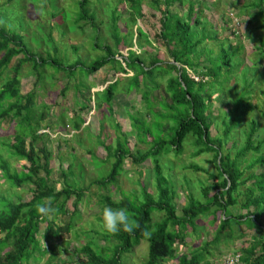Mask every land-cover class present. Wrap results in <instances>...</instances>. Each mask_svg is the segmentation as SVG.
Returning <instances> with one entry per match:
<instances>
[{
	"label": "rangeland",
	"instance_id": "obj_1",
	"mask_svg": "<svg viewBox=\"0 0 264 264\" xmlns=\"http://www.w3.org/2000/svg\"><path fill=\"white\" fill-rule=\"evenodd\" d=\"M189 2L190 0H183L182 5L177 3L171 6L173 14L168 18L172 20L181 17L187 20ZM192 2L195 4L193 17L200 20L199 25H192L195 39L208 38L199 47V59L211 62L217 72L214 79L206 83L207 93L203 95L208 110L215 113L212 137H221L224 132V121L218 115L226 116V121H230L229 112L233 109L234 101L244 96L251 99L254 110L233 134L228 146L231 148L234 143H237V148L242 146L245 131L252 120L260 124L258 137L264 139V5L261 8L263 15L256 17L259 9L251 8L253 0ZM79 3L80 0H0V27L20 35L24 46L36 58L43 57V60H53L58 64L23 66L20 75L21 94L37 92L36 97L34 94V104L24 112L20 122H5L1 126L0 146L1 142H13L16 132L20 137H25L41 128L39 134L42 136L33 145L37 149L46 148V152L52 154L49 160L50 175L47 179L49 185L57 190L68 186L72 190H79L95 181L106 180L111 175L115 159L110 156L116 154L120 143L124 150L145 152L154 144L165 141L167 145L157 157L162 166L163 183L177 193L175 202L180 215L190 196L196 200H205L203 187L209 182L213 184L209 175L217 174V168L214 154L195 156L197 149L191 137L185 141L180 153L172 151L169 144L177 123L173 119L169 122L166 120L172 116V112L166 110L165 102L169 101L166 90L171 76L180 77L168 66V69H163L161 62L170 64V67L174 62L170 61L171 56L166 50L151 39L147 32L149 24L131 20L130 11L122 0H92L87 7L94 20L91 23L77 21L78 15L82 13ZM151 4V0H144L145 10L153 11ZM161 4L165 5L163 0ZM118 28L120 33H116V37L121 38L127 46L120 47L125 58L139 57L148 68L157 56L161 58L154 70V77L149 78L145 88V92L153 91L149 99H143L142 92L136 91L133 86L129 92L133 73H116L112 69L116 62H110L99 72L88 76V67L107 55L104 50L98 49L97 44L102 47L112 46L115 53L118 52L113 37L115 29ZM140 28L146 31L144 37L138 32ZM212 37L214 40H209ZM197 50L194 51L195 54L198 53ZM17 63L16 58L12 67ZM76 64L79 66L71 71L70 68ZM220 66L222 69H219ZM9 75V70L0 74V87L6 83ZM156 75L159 77H155ZM116 79L120 84L116 88L114 100L107 104V87L117 82ZM142 80L145 82V78ZM158 86L160 88L157 90ZM83 107L86 108L82 109ZM93 108L96 111H91ZM111 110L113 112L110 115ZM133 115L147 129L143 131L141 126L137 128L141 131V138L131 121ZM117 128H121V131H117ZM125 139L128 141L127 146L124 145ZM31 142V138L26 140V148ZM2 151L5 155L9 153L7 147ZM4 160L8 161L12 170H19V164H24L17 162V158L11 154L4 157ZM153 160L135 165L127 158L123 164V172H119L116 180L107 189L92 185L90 190L85 191L79 217L72 220V233L66 235L60 245L61 255L56 258H52L51 254L42 257L36 255L40 261L32 260L30 264H60V258L66 264H75L77 259L73 256L74 253L88 242L102 247L110 245L113 237L109 242L105 235L113 234L100 226L101 202L110 197L115 202L127 199L132 204L140 205L144 202L143 187L156 195L157 173L154 171ZM250 160L251 157L248 158ZM196 166L203 170L192 169ZM45 176L46 173L41 171V177ZM249 186L251 183L240 188L237 196L239 205L229 209L233 216L246 214L241 205L250 195ZM29 188H11L0 171V189L9 199L17 201L21 197L28 200L32 196ZM73 208L72 200L67 203L66 210L70 214ZM164 217V212L155 211L153 223L160 222ZM223 218L224 214L216 210L210 216L200 217L196 220L197 232L190 227L186 238L187 245L178 246V250L189 253L211 241L219 221ZM64 220L58 218L57 223L65 224ZM233 228V239L214 248L213 256L208 258L212 264H227L229 258L238 256L243 243L252 240L257 234L256 230H248V226L244 224H234ZM148 253L149 244L143 241L134 248L131 255L124 257L125 264H146ZM173 264H178V259Z\"/></svg>",
	"mask_w": 264,
	"mask_h": 264
},
{
	"label": "trees",
	"instance_id": "obj_2",
	"mask_svg": "<svg viewBox=\"0 0 264 264\" xmlns=\"http://www.w3.org/2000/svg\"><path fill=\"white\" fill-rule=\"evenodd\" d=\"M122 1L130 11L131 20L135 23L143 21L149 24L147 32L151 35V39L158 42L171 56L170 61L174 62L173 67H170L168 63L161 62L163 69L169 67L179 74L180 79L171 76L166 90L167 100L169 99L165 102L166 110L172 112V116L166 120L169 122L173 119L177 123V127L175 125L174 129L172 128L175 132L169 142L173 148L172 151L182 152L185 141L191 137L192 143L197 149L195 156L214 154L217 174L209 175L213 184H209V182L203 187L204 201L196 200L190 196L188 203L178 215V205L175 202L177 193L173 188L163 183L162 166L157 157L164 150L163 147L167 145V142L162 141L154 144L145 152L124 150L120 143L116 154L110 156L115 159V164L111 175L106 180L95 181L90 186L79 190H72L70 186L57 190L51 187L47 180L50 175L49 160L52 154L47 153L46 148L37 149L33 145L42 136L39 134L41 128L25 137H20L16 132L13 142H1L0 171L3 179L11 188L29 186L32 196L28 200L18 197L17 201H13L6 197L0 189V264H30L32 260L40 261L36 255L42 257L51 254L52 258L60 256L62 252L60 245L64 237L71 234L74 229L72 220L79 217V208L85 191L90 190L94 184L98 185L100 189H107L111 182L116 180L119 172H123V164L127 158L131 159L135 165H142L148 160L154 159V171L157 173L155 184L157 194L154 195L143 187L144 202L140 205L132 204L127 199L115 202L110 197L101 202L102 208L104 205L114 208L126 207L138 221L139 228L133 233L121 231L112 236L105 235V239L109 242L113 237V242L104 247L88 242L74 253L73 256L77 259L75 264H125L126 258L124 257L131 255L134 248L143 241H147L149 244L146 264H173L176 259H178V264H212L208 258L213 256L214 248L219 247L222 242L233 239L234 224L236 226L244 224L248 226V230L257 231L252 240L243 243L240 253H238L237 264H264V139L258 137L260 124L255 120L249 123L241 147L237 148V143H234L231 148L228 146L233 134L237 132L249 113L254 110L251 99L248 100L242 96L234 101L233 109L229 112L230 121H226V116L218 115V118L224 121V132L221 137H212L211 130L215 113L213 110H208L203 95L207 93L206 83L212 81L217 72L211 62H203L198 56L199 47L208 38L195 39V31L192 32V25L200 24L199 18L194 19L193 17L195 4L190 0L187 20L181 17L170 20L168 17L173 14L170 7L177 3L182 5L183 0H163L164 6L161 4V0H151L150 8L155 11L145 10L144 0ZM90 2L92 0H80L79 5L82 13L78 15V22L91 23L94 21L87 11ZM263 5L264 0H253L251 8L259 9L256 17L263 15V11H261ZM142 28L138 32L141 37H144L146 31ZM114 32L113 37L116 41V48L119 49L118 52L115 53L112 46L102 47L97 44L98 49L104 50L107 55L88 67V76L99 72L110 62H116L117 64L113 67L116 73L124 75L133 73L129 92L135 88L136 91L142 92L143 99H149L153 91L145 92V88L149 78H153L155 75L154 70L161 61L160 56L150 62L149 68L146 63L144 64L145 61L139 57L125 58V53L120 51V47L127 48V46L121 38L116 37V33H120L119 28ZM209 40H214V38ZM262 43L264 45V42ZM195 50L198 51L197 54H195ZM16 58L18 63L12 67ZM48 63L58 65L53 60L50 62L43 60V57L36 58L24 46L20 35L0 27V74L8 70L10 73L9 79L0 87V128L5 122H20L24 112L34 104L33 98L34 94L36 97L37 92L21 94L20 75L23 66L34 64L38 67L39 64L46 65ZM78 66L76 64L70 70L73 71ZM219 69H222V66ZM166 76L168 75H163V77ZM155 77H159V75ZM142 78H145V82ZM116 80L117 82L107 87L105 96L107 104H111L116 95V88L120 84L118 79ZM131 86L133 87L131 88ZM159 88L160 86L157 90ZM84 108L86 107L82 109ZM112 112L113 110L110 111V115ZM131 121L137 131L139 126H141V130L147 131L143 122L136 116L131 118ZM117 131L120 132L121 128H117ZM139 133L141 131H138ZM29 138L33 142L29 144L28 149L26 140ZM139 138H141L140 134ZM124 145H128L126 139ZM5 147L9 150L6 155L2 151ZM9 154L16 157L17 162H24V164H19V170L18 168L12 170L8 161L4 160V157L7 158ZM249 157L252 160L248 161ZM192 169L203 170L198 166L192 167ZM41 171L46 173L45 177H41ZM249 183H251V186L248 187L250 195L241 205L246 214L233 216L229 209L239 205L237 196L240 188ZM47 198H52L51 202L57 209L52 219L42 217L36 210V204ZM72 200L74 208L73 212L69 214L66 205ZM215 210L222 212L224 218L219 221L218 229L211 241L205 242L201 248L189 253H181L178 246L187 245L186 238L190 227L197 232L196 220L203 216H210ZM155 211L164 212L165 217L160 222L153 223L152 217ZM58 218L68 220H64L65 224H61L57 223ZM145 228L151 229V238L142 236ZM59 263L66 264L61 258Z\"/></svg>",
	"mask_w": 264,
	"mask_h": 264
},
{
	"label": "clouds",
	"instance_id": "obj_3",
	"mask_svg": "<svg viewBox=\"0 0 264 264\" xmlns=\"http://www.w3.org/2000/svg\"><path fill=\"white\" fill-rule=\"evenodd\" d=\"M51 201L52 198H47L36 204V210L42 217L52 219L56 214L57 209L53 206ZM100 226L111 234H116L121 231L133 233L139 228V223L126 207L114 208L110 205H104L101 210ZM142 236L144 238H151V229L145 228L142 232Z\"/></svg>",
	"mask_w": 264,
	"mask_h": 264
},
{
	"label": "built area",
	"instance_id": "obj_4",
	"mask_svg": "<svg viewBox=\"0 0 264 264\" xmlns=\"http://www.w3.org/2000/svg\"><path fill=\"white\" fill-rule=\"evenodd\" d=\"M238 260H239L238 256H233V257L228 259L227 264H237Z\"/></svg>",
	"mask_w": 264,
	"mask_h": 264
},
{
	"label": "crops",
	"instance_id": "obj_5",
	"mask_svg": "<svg viewBox=\"0 0 264 264\" xmlns=\"http://www.w3.org/2000/svg\"><path fill=\"white\" fill-rule=\"evenodd\" d=\"M113 69V68H112ZM103 87V86H102ZM96 111V109L95 108H93V110H91V111ZM85 112V111H84ZM86 123L88 124V120H86Z\"/></svg>",
	"mask_w": 264,
	"mask_h": 264
}]
</instances>
